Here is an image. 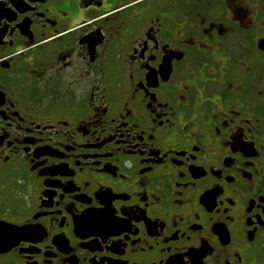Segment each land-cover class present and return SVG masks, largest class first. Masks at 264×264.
<instances>
[{
    "label": "flooded vegetation",
    "instance_id": "flooded-vegetation-1",
    "mask_svg": "<svg viewBox=\"0 0 264 264\" xmlns=\"http://www.w3.org/2000/svg\"><path fill=\"white\" fill-rule=\"evenodd\" d=\"M0 264H264V0H0Z\"/></svg>",
    "mask_w": 264,
    "mask_h": 264
}]
</instances>
